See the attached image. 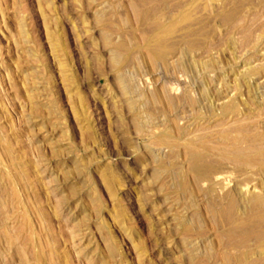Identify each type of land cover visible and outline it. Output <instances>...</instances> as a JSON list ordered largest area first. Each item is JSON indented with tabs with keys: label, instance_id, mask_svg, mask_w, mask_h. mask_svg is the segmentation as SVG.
Returning <instances> with one entry per match:
<instances>
[{
	"label": "rangeland",
	"instance_id": "1",
	"mask_svg": "<svg viewBox=\"0 0 264 264\" xmlns=\"http://www.w3.org/2000/svg\"><path fill=\"white\" fill-rule=\"evenodd\" d=\"M224 1L0 0V264H264V0Z\"/></svg>",
	"mask_w": 264,
	"mask_h": 264
},
{
	"label": "bare ground",
	"instance_id": "2",
	"mask_svg": "<svg viewBox=\"0 0 264 264\" xmlns=\"http://www.w3.org/2000/svg\"><path fill=\"white\" fill-rule=\"evenodd\" d=\"M212 1H214V2H216V1H223V2H225L224 0H212ZM227 1V0H226ZM139 2V1H138ZM137 2V3H138ZM143 2V1H142ZM194 2V1H193ZM193 2H192V6H191V8H193ZM191 3V2H190ZM195 3V2H194ZM222 3V2H221ZM201 4V3H200ZM223 4V3H222ZM178 5V4H177ZM194 5H196V4H194ZM189 6H190V4H189ZM197 7V6H196ZM177 8V7H176ZM179 9H180V6L178 7ZM191 8H189V9H191ZM193 10V9H192ZM192 10L190 11L191 13H192ZM197 10V9H196ZM181 11H183V10H181ZM222 11V10H221ZM184 12H186V10L184 9ZM193 12H195V10L193 11ZM223 12V11H222ZM183 13V12H182ZM189 13V12H188ZM231 13V12H230ZM175 14V13H174ZM178 14V13H177ZM184 14H186V13H184ZM181 15V14H180ZM180 15H178V16H174V17H171V18H169V21L168 22H166L165 24H162L161 23V20H157V18L155 19V21L153 22V24H154V26H156L157 28H155L156 30L154 31V32H152L153 34H152V37H153V41H152V45L151 46H149V52H150V60L152 61V63H157V60H159V59H162L170 50H172V48L173 47H171L170 48V46L168 45V40H169V38L170 37H172V36H174L176 33H177V31H178V28H179V23H181L182 21H179L178 19H180L179 18V16ZM172 16V15H171ZM182 16V18L185 20V23L184 22H182V24L184 23L185 25H186V20H188V18L191 20L192 19V17H191V14L189 15V16H187V14L186 15H181ZM228 16H231V14L230 15H228ZM176 17H178V19L176 18ZM181 18V19H182ZM100 19V18H99ZM180 19V20H181ZM182 19V20H183ZM193 19H194V17H193ZM196 19V18H195ZM194 19V20H195ZM229 19H232V18H229ZM101 20V19H100ZM183 20V21H184ZM188 22V21H187ZM183 24V25H184ZM181 25V24H180ZM189 27H190V25H189ZM235 27V26H234ZM193 28V27H192ZM185 30V29H184ZM186 30H187V28H186ZM180 32V31H179ZM185 32V31H184ZM180 34V33H179ZM182 34V33H181ZM184 34V33H183ZM186 34V33H185ZM188 35H190V33L188 32ZM151 35H149V37H150ZM107 37H110L109 35L107 36ZM192 38V37H191ZM152 39V38H151ZM151 39H149V41H151ZM182 39H184V38H182ZM107 41H106V43L107 44H109V47L110 48H113V49H115L116 51V54L111 58V60H110V65L112 66V67H114V68H118V70L119 71H121V69H122V67L124 66V65H126V63H128V61L131 59V56H132V54H131V50H130V48H129V46L126 44V43H118V44H113L111 41H110V39H106ZM147 40H148V37H147ZM187 41H189L188 39H187ZM146 42V41H145ZM145 47V46H144ZM148 47V46H147ZM197 48V47H196ZM113 49H111L112 51H113ZM171 52V51H170ZM172 53V52H171ZM174 53V52H173ZM175 55H176V53H175ZM181 56V55H180ZM179 58V57H178ZM149 60V61H150ZM164 60V59H163ZM183 63H184V61H183ZM192 63V62H191ZM169 64V63H168ZM183 67H184V65H183ZM185 68V67H184ZM163 90H164V88H163ZM167 91V90H166ZM165 91V92H166ZM165 92H163V93H165ZM162 93V94H163ZM167 94H168V92H166ZM164 94V96L163 95H161V94H158V93H154V94H152V95H150L148 98H147V100H146V102H145V105H147L146 106V108L147 109H145V110H140V109H136V108H132V112L136 115V116H138V119H139V116H141V115H144L145 113H146V111L147 110H150V109H152L153 107L155 108L156 106L158 107V105H163V107L165 108L164 110H167V109H173L176 105H175V101H173L171 98H170V96L169 95H167V94ZM205 99V98H204ZM208 100V99H207ZM135 100H132V99H129L128 100V103L129 104H133L132 102H134ZM135 103V102H134ZM234 105H236V104H234L233 103V108H234ZM228 106V105H227ZM229 106H231V104L229 105ZM229 108V110H230V107H228ZM227 108V109H228ZM236 110H237V106H236V108H235ZM235 109H234V112H235ZM168 111V110H167ZM170 111V110H169ZM231 112H233V110L231 111ZM136 120V126H137V128H140L141 127V123L139 122V120ZM242 127H245V126H242ZM245 129V128H244ZM244 129L242 128V130L244 131ZM226 130V129H225ZM224 130V131H225ZM250 131H251V129H250ZM244 132H246V129H245V131ZM248 133V132H247ZM228 135V134H227ZM263 135V134H262ZM251 136V135H250ZM204 138V137H203ZM223 138V137H222ZM227 139V138H226ZM225 139V140H226ZM236 139V138H235ZM241 139V138H240ZM246 139H248V138H246ZM260 139V138H259ZM252 140V139H251ZM175 144H174V146H176V147H174V148H179L178 147V142H179V140L177 139V138H175ZM237 141V140H236ZM238 141H240L239 139H238ZM237 141V142H238ZM262 141V140H261ZM204 142V141H203ZM190 143V142H189ZM188 143V144H189ZM192 143V142H191ZM253 144V143H252ZM226 146V145H225ZM203 147V146H202ZM238 147H240V146H238ZM253 147V146H252ZM194 145L193 144H191V145H189V148L188 149H190L191 151H193L194 149ZM207 148V147H206ZM224 148V147H223ZM227 148V147H226ZM230 148V147H229ZM244 148H246V147H244ZM263 148V147H262ZM188 149H186V151L188 150ZM204 149H205V147H204ZM203 149V151L205 152V151H207L208 149H206V150H204ZM233 149V148H232ZM238 149V148H237ZM247 149L249 150V148L247 147ZM219 150V149H218ZM221 150V149H220ZM223 150V149H222ZM221 150V151H222ZM227 150V149H226ZM262 150V149H261ZM261 150H260V152H261ZM209 151V150H208ZM238 151H239V149H238ZM247 151V150H246ZM248 152V151H247ZM229 153V152H228ZM251 153V152H250ZM188 154H189V152H188ZM204 154V153H203ZM206 154V153H205ZM222 154V153H221ZM221 154H220V156H221ZM224 154H225V152H224ZM223 154V155H224ZM261 154V153H260ZM218 155V154H217ZM222 155V156H223ZM229 155V154H228ZM238 155V154H237ZM259 155V154H258ZM219 156V155H218ZM218 156H217V158H218ZM239 156H240V154H239ZM228 157V156H227ZM227 157H225V160L224 159H222L223 160V162L224 161H228V159H227ZM263 157V156H262ZM234 158V157H233ZM250 158V157H249ZM227 159V160H226ZM257 159H258V157H257ZM202 160V159H201ZM218 160V159H217ZM252 160H253V158H252ZM192 161H194V160H192ZM232 161V156H231V160H230V162ZM234 161H235V158H234ZM247 161V160H246ZM246 161H243L242 159H239V160H236V164H245L246 163ZM258 161V160H257ZM218 162L219 161H217V164H218ZM226 162H225V164H226ZM248 162V161H247ZM213 163V162H212ZM231 163H233V162H231ZM250 163H251V160H250ZM249 163V164H250ZM263 163V162H262ZM207 164V163H206ZM222 164V163H221ZM235 164V165H236ZM248 164V163H247ZM248 164V165H249ZM254 164V163H253ZM261 165V164H260ZM215 166V165H214ZM234 167V166H233ZM241 167H243V165L241 166ZM240 167V168H241ZM247 167V166H246ZM246 167H244V168H246ZM251 167V166H250ZM257 167V166H256ZM198 168V167H197ZM262 168V167H261ZM199 169V168H198ZM209 169V168H208ZM211 169V168H210ZM234 169V168H233ZM236 169V168H235ZM253 169V168H252ZM202 171V170H201ZM238 171V170H237ZM236 171V172H237ZM241 171V170H240ZM200 172V171H199ZM214 172V171H213ZM260 172H262V171H260ZM209 173H210V171L207 173V172H205V175L206 176H208L209 175ZM239 173V172H238ZM242 173V172H241ZM192 174H193V172H192ZM212 175V174H211ZM214 175V174H213ZM202 176V175H201ZM199 176H198V174H197V177H196V180H201L200 178H198ZM198 178V179H197ZM214 178V177H213ZM203 181V179L201 180V182ZM204 181H205V178H204ZM200 182V181H199ZM237 187V186H236ZM181 188L182 189H186V186L184 185V184H182V186H181ZM240 189H241V187H240ZM239 191V190H238ZM237 192V191H236ZM240 194V193H239ZM242 194V193H241ZM244 194V193H243ZM262 194V193H261ZM258 196V195H257ZM229 197V196H228ZM255 197H256V195H255ZM236 198V197H235ZM237 200V199H236ZM260 200V199H259ZM231 201H233V202H235L234 200H231ZM230 201V202H231ZM248 202V201H247ZM256 202H258V201H256ZM227 203V202H226ZM244 203V202H243ZM261 203V202H260ZM236 204V203H235ZM257 204V203H256ZM230 205V204H229ZM255 205V204H254ZM264 205V204H263ZM232 206V205H231ZM244 206V205H243ZM215 207V206H214ZM210 208H211V206H210ZM230 209H228V210H231V207H229ZM232 208H234V207H232ZM253 208V207H252ZM259 208V207H258ZM212 210L211 211H214L213 209L214 208H211ZM226 209V208H225ZM248 209V208H247ZM255 209V208H254ZM215 210H216V208H215ZM241 210V209H240ZM251 210V209H250ZM210 211V212H211ZM217 211V210H216ZM226 211H227V209H226ZM254 211V210H253ZM259 211V210H258ZM229 212V211H228ZM236 212V211H235ZM234 212V213H235ZM263 212V211H262ZM216 213V212H215ZM221 213H223L222 212V210H221ZM250 213H252V212H250ZM257 213V212H256ZM260 213H261V211H260ZM264 213V212H263ZM263 213H261L262 215H263ZM228 214V213H227ZM237 214V213H236ZM261 214H259V215H261ZM216 216H218V214H216ZM222 216V215H221ZM228 216H230V215H228ZM235 216V215H234ZM237 216V215H236ZM243 216V215H242ZM247 216V215H246ZM257 217V216H256ZM256 217L254 216V218L256 219ZM216 218V217H215ZM241 218V217H240ZM244 218V217H243ZM248 218V220H249V217H247ZM232 219V218H231ZM240 220V219H239ZM242 220V219H241ZM247 220V219H246ZM257 220H258V223H260L259 221V219L257 218ZM263 220H264V218H263ZM218 221V220H217ZM244 220H242V222H243ZM237 222H239V221H237ZM247 222V221H246ZM254 223H255V221H254ZM253 223V224H254ZM261 223H262V219H261ZM260 223V224H261ZM233 224V223H232ZM259 224V225H260ZM264 224V223H263ZM242 224H241V221H240V223H238V224H235V225H233L234 227H235V229L236 228H238V227H240ZM245 225H248V224H246L245 223ZM245 225H242L243 227L245 226ZM255 225H256V223H255ZM217 227V226H216ZM255 227V226H254ZM189 228V227H188ZM188 228H186L185 230L187 231L188 230ZM190 229V228H189ZM252 229H253V227H252ZM229 230V229H228ZM239 230V229H238ZM255 230V229H254ZM257 230V229H256ZM264 231V230H263ZM188 232V231H187ZM231 232V231H230ZM258 232H259V230H258ZM228 234H230L229 232H227ZM234 233V232H233ZM255 233V232H254ZM254 233H252V235L254 234ZM260 234H261V231L259 232ZM222 234V233H221ZM256 234V233H255ZM240 235V234H239ZM264 235V234H263ZM221 236V235H220ZM226 236L228 237V235L226 234ZM234 236V235H233ZM226 237V238H227ZM235 237V236H234ZM234 237H229L230 239H228V240H231L232 238L234 239ZM247 237V235L246 236H244V238H246ZM254 237H255V235H254ZM241 238V237H240ZM239 239V238H238ZM247 239H248V237H247ZM246 239V240H247ZM257 239H259V238H257ZM260 239H261V236H260ZM260 239H259V241H260ZM263 239V238H262ZM231 242V241H230ZM232 242H234V241H232ZM245 243V242H244ZM261 243H263V242H261ZM229 244H231V243H229ZM243 244V243H242ZM261 246V245H260ZM245 247V246H244ZM243 247V248H244ZM244 250V249H243ZM240 251V250H239ZM246 251H247V249H246ZM262 252H263V250H261ZM254 252V251H253ZM252 253V252H251ZM255 254V253H254ZM263 254V253H262ZM212 255V254H211ZM214 255V254H213ZM212 255V256H213ZM242 255H243V253H242ZM208 256V255H207ZM211 256V257H212ZM256 256V255H255ZM220 257V256H219ZM259 257V256H258ZM257 257V258H258ZM223 258H224V255H223ZM243 258V257H242ZM254 258V257H253ZM222 259V258H221ZM232 259H233V257H232ZM235 259V258H234ZM238 259V258H237ZM243 259H247L246 257H244ZM259 259V258H258ZM225 260L227 261V259L225 258ZM225 260H223V261H225ZM222 261V262H223ZM233 261V260H232ZM235 261V260H234ZM250 261V260H249ZM208 262V261H207ZM229 262H231V260H229ZM245 262H246V260H245ZM252 262H254V261H251L250 263H252ZM261 262V261H260ZM259 262V263H260ZM204 263V262H203ZM235 263V262H234ZM238 263H239V260H238ZM243 263V262H242ZM258 262L256 261L255 262V264H257ZM237 264V263H236ZM246 264H247V262H246ZM248 264H249V262H248Z\"/></svg>",
	"mask_w": 264,
	"mask_h": 264
}]
</instances>
